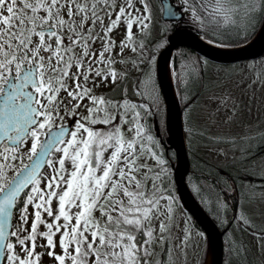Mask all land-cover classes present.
Returning <instances> with one entry per match:
<instances>
[{
  "label": "snow or ice",
  "instance_id": "obj_1",
  "mask_svg": "<svg viewBox=\"0 0 264 264\" xmlns=\"http://www.w3.org/2000/svg\"><path fill=\"white\" fill-rule=\"evenodd\" d=\"M262 6L247 8L241 41ZM181 9L203 24L189 0L170 14ZM151 19V0H0V264H187L204 237L175 218L170 158L150 128L155 53L168 42ZM257 178L264 187V168ZM221 222L243 225L264 255V225L246 210Z\"/></svg>",
  "mask_w": 264,
  "mask_h": 264
},
{
  "label": "trees",
  "instance_id": "obj_2",
  "mask_svg": "<svg viewBox=\"0 0 264 264\" xmlns=\"http://www.w3.org/2000/svg\"><path fill=\"white\" fill-rule=\"evenodd\" d=\"M172 1L176 6L183 4V0ZM153 2L155 10L151 22L161 27V34L166 39L174 30L178 28H187L203 38L207 35V40L209 41L213 39L218 40L219 43L216 44L223 46H238L252 39L264 21V6L258 7L255 12V26L249 28L250 35H248L245 42L239 39L238 33L243 29L246 17L244 20L234 22L230 26L222 27L218 34H216L215 28L210 26V21L201 9V0H189V8L195 5L197 14L203 18V24L193 19V13L190 10L185 11L184 9H181L184 12V17L180 22H165L161 18L162 6L160 1L153 0ZM254 4L262 5L264 4V0H254ZM153 30V27H151L152 37L159 35L155 34ZM152 37L145 38V48L156 46V41ZM163 46L156 49L155 55ZM210 65H212L210 61L201 58L195 51L185 47H179L172 59L174 85L183 111L185 134L191 162V171L187 177V182L201 206L215 220L219 228L225 231L223 264H258L257 254L250 244L249 232L244 230L243 225L231 223L223 224L221 220L224 211H226V213L231 215L230 221H232L233 216L242 210L241 206L243 204H252L257 199L256 194H254L255 187H253L251 183L258 181V173L253 171V168L244 162L245 157L242 156V151L247 153L250 157L264 148V136L260 137L264 133L261 132L254 136H246L241 140H236L234 146L241 150V156L238 162L240 165L233 169L213 164L195 151V147H202L217 142L204 127L189 114L190 112L192 113L193 108L197 107L201 97L214 88L210 83L211 81L209 82ZM218 67L221 68L223 66ZM229 67H232V64L229 65ZM231 75L232 73L224 76L227 77ZM136 76L137 74H133L132 79L134 80ZM153 82L156 92L159 93L161 97V104L159 109H157L158 115L155 118L149 117V123L152 127L153 124L158 126V129H156L157 131H155V129L152 130L154 136L159 140L158 148L165 154L166 158H170V166L168 168L169 175L166 177V187L175 197V202L180 207L176 197L171 167L172 162L175 161V155L171 149L167 148L168 134L166 131L165 105L159 92L155 75L153 76ZM156 132L160 133L159 137ZM240 170H242V176L237 174ZM217 208H220L221 211L220 218L217 216ZM190 219L195 228L202 231L191 217ZM242 248H247L248 252L245 254ZM206 252L207 241L204 236L200 264H205Z\"/></svg>",
  "mask_w": 264,
  "mask_h": 264
},
{
  "label": "rangeland",
  "instance_id": "obj_3",
  "mask_svg": "<svg viewBox=\"0 0 264 264\" xmlns=\"http://www.w3.org/2000/svg\"><path fill=\"white\" fill-rule=\"evenodd\" d=\"M201 3V9L210 21V26L215 28L216 34H218L222 27L244 20L247 8L254 4V0H201ZM216 4L223 5L222 11H218L213 7ZM154 10L155 5L153 0H151L152 16ZM214 13L216 15L213 18ZM225 16H227V20L224 19ZM150 24L155 34H161L162 29L160 26L152 24V22ZM155 63L156 60L153 64V76L156 72ZM218 66L223 67L220 68ZM209 68V82L211 81L210 83L214 88L201 97L197 107L193 108L192 113L190 112L189 114L217 142L202 147H195L194 149L211 163L233 169L240 165L238 162L241 156V150L234 146L236 140H241L246 136H254L261 132L264 133V58L235 63L232 64V67L212 63ZM230 73H232L231 76H224ZM133 74L138 75L135 72L132 73V76ZM150 128L153 133V127L150 126ZM262 136L264 134L260 137ZM255 156L257 157L256 173H259V169L264 168V163H262L264 161V148L257 152ZM237 174L242 176V170L237 172ZM167 175H169V170H167ZM253 187H255V184ZM257 190L259 194L256 193V201L244 206L246 211L255 212L264 218V189ZM173 207L175 209V218L178 221L187 220L194 231H199L195 228L187 213L176 202ZM222 219L230 221L231 215L224 211ZM173 233L176 237L173 240L175 245L183 235L182 226L181 228H173ZM203 240L204 237H194L192 239L187 249V264H193L194 261L195 264L201 263ZM249 240L251 246H253L254 237L250 233ZM197 244L199 245L198 247ZM173 251L174 255L178 252L175 248ZM254 251L257 254L258 264H264V255L256 251V249ZM48 259V257H44L45 262ZM177 264H185L183 257L177 260Z\"/></svg>",
  "mask_w": 264,
  "mask_h": 264
},
{
  "label": "water",
  "instance_id": "obj_4",
  "mask_svg": "<svg viewBox=\"0 0 264 264\" xmlns=\"http://www.w3.org/2000/svg\"><path fill=\"white\" fill-rule=\"evenodd\" d=\"M160 2L164 21L178 22L182 20L183 17H174L170 14L175 11L172 0H160ZM178 30L183 37L182 43H178L176 40ZM167 41V44L157 56L156 78L166 108L169 147L175 151L176 162L172 164V167L178 199L182 208L189 213L206 235L208 243L206 264L210 249H212V264H223L224 231H221L216 222L203 209L187 184V176L190 173L191 165L185 140L182 109L176 96L173 79L172 81L169 80L168 69L172 75V58L179 47L189 48L207 60L220 64H235L259 59L264 55V21L257 36L243 47L217 46L188 29L173 31L168 36Z\"/></svg>",
  "mask_w": 264,
  "mask_h": 264
},
{
  "label": "flooded vegetation",
  "instance_id": "obj_5",
  "mask_svg": "<svg viewBox=\"0 0 264 264\" xmlns=\"http://www.w3.org/2000/svg\"><path fill=\"white\" fill-rule=\"evenodd\" d=\"M254 184H255V187H256L257 189H264V187H262V186L260 185L259 181L256 182V183H252L251 185H254ZM256 188H255V192H254V194H256V193L259 194V192H258V190H257ZM251 217L256 221V225H257V226L264 225V218H263V217L259 216V215L256 214V213H252V214H251ZM253 248H254V247H253Z\"/></svg>",
  "mask_w": 264,
  "mask_h": 264
},
{
  "label": "bare ground",
  "instance_id": "obj_6",
  "mask_svg": "<svg viewBox=\"0 0 264 264\" xmlns=\"http://www.w3.org/2000/svg\"><path fill=\"white\" fill-rule=\"evenodd\" d=\"M168 77H169V80L172 81V75H171V72L169 71V69H168ZM207 264H212V249H210L208 259H207Z\"/></svg>",
  "mask_w": 264,
  "mask_h": 264
}]
</instances>
